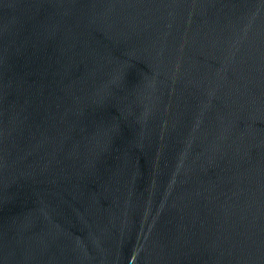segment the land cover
<instances>
[{
    "label": "water",
    "instance_id": "obj_1",
    "mask_svg": "<svg viewBox=\"0 0 264 264\" xmlns=\"http://www.w3.org/2000/svg\"><path fill=\"white\" fill-rule=\"evenodd\" d=\"M0 264H264V0H0Z\"/></svg>",
    "mask_w": 264,
    "mask_h": 264
}]
</instances>
